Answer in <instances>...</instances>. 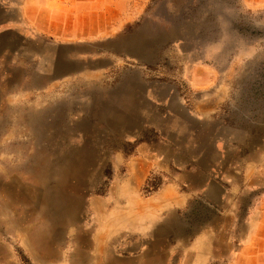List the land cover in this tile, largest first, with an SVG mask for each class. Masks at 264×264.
I'll use <instances>...</instances> for the list:
<instances>
[{
    "label": "rangeland",
    "instance_id": "obj_1",
    "mask_svg": "<svg viewBox=\"0 0 264 264\" xmlns=\"http://www.w3.org/2000/svg\"><path fill=\"white\" fill-rule=\"evenodd\" d=\"M144 5L109 36L75 44L24 31L40 51L2 48L0 264H45L40 244L48 239L65 244L72 264H97L107 250L127 264V236L99 242L96 231L111 221L113 183L127 178L131 160L171 158L142 196L166 183L189 190L185 171L198 164L218 171L223 161L257 163L264 178V0ZM106 108L131 124L108 127L99 118ZM92 128L101 135L97 155L80 186H60L56 205L66 151Z\"/></svg>",
    "mask_w": 264,
    "mask_h": 264
},
{
    "label": "crops",
    "instance_id": "obj_2",
    "mask_svg": "<svg viewBox=\"0 0 264 264\" xmlns=\"http://www.w3.org/2000/svg\"><path fill=\"white\" fill-rule=\"evenodd\" d=\"M144 4L145 0H0V52L4 47L17 53L25 47L40 51L24 41V31L75 44L109 36L135 20ZM168 157L131 160L127 178L113 183L112 206L106 211L111 221L97 225L99 242L126 235L127 264H264L262 168L223 161V169L218 165L214 171L212 165L206 169L198 164L185 171L189 190L166 183L151 196H142L151 173L171 167ZM191 214L197 221H188ZM40 246L43 263L72 264L62 257L65 244L48 239ZM106 254L97 264H120L113 251L112 256L108 250Z\"/></svg>",
    "mask_w": 264,
    "mask_h": 264
},
{
    "label": "bare ground",
    "instance_id": "obj_3",
    "mask_svg": "<svg viewBox=\"0 0 264 264\" xmlns=\"http://www.w3.org/2000/svg\"><path fill=\"white\" fill-rule=\"evenodd\" d=\"M129 100L130 99L127 98V101ZM109 110L110 108H106V109H103V111L99 113L100 115L99 118L103 120V122H105L108 125V127L113 128L114 125L119 124V123L121 124L124 123L127 126L131 124L130 121H127L128 119H126L125 121L124 118L117 111L112 113ZM85 133H86L87 141L89 140V137H92L95 139L92 143H87L86 140L84 139V142L80 147L73 148L72 150L66 151L69 153L67 154L66 158H64L67 161L64 163L65 166L62 169V172L59 176V180L55 188H53V191L55 192V196H56L55 198L56 205H59V206L62 205L58 197L59 196L58 192H60L59 191L60 186L64 183L68 185L80 186V184L83 182L82 181L83 171H84L83 166L87 164L93 156L97 155V153H95V150L97 149L94 146L101 139L100 133L98 132L97 128L96 129L92 128L87 131L85 130ZM66 149H68V147ZM74 207L75 206L72 204L71 205L72 210L74 209Z\"/></svg>",
    "mask_w": 264,
    "mask_h": 264
},
{
    "label": "trees",
    "instance_id": "obj_4",
    "mask_svg": "<svg viewBox=\"0 0 264 264\" xmlns=\"http://www.w3.org/2000/svg\"><path fill=\"white\" fill-rule=\"evenodd\" d=\"M150 186V185H149Z\"/></svg>",
    "mask_w": 264,
    "mask_h": 264
}]
</instances>
